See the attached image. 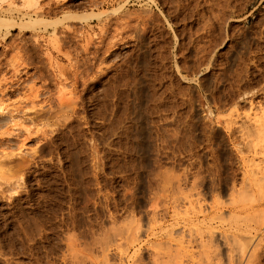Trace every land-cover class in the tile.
Returning <instances> with one entry per match:
<instances>
[{
  "label": "rangeland",
  "instance_id": "1",
  "mask_svg": "<svg viewBox=\"0 0 264 264\" xmlns=\"http://www.w3.org/2000/svg\"><path fill=\"white\" fill-rule=\"evenodd\" d=\"M3 19L0 264H264V0H0Z\"/></svg>",
  "mask_w": 264,
  "mask_h": 264
},
{
  "label": "bare ground",
  "instance_id": "2",
  "mask_svg": "<svg viewBox=\"0 0 264 264\" xmlns=\"http://www.w3.org/2000/svg\"><path fill=\"white\" fill-rule=\"evenodd\" d=\"M1 1H2V0H1ZM34 1H35V0H34ZM149 1H150V0H149ZM28 2H31V0H28ZM63 2H64V1H63ZM219 2H220V1H219ZM7 3H8V2H7ZM44 3H45V1H44ZM227 3H228V2H227ZM30 5H31V4H30ZM8 6H9V5H8ZM219 6H220V5H219ZM46 10H47V9H46ZM49 10H50V9H49ZM117 11H118V10H117ZM53 12H54V11H53ZM114 13H115V12H114ZM145 13H146V12H145ZM132 14H133V13H132ZM96 15H97V14H96ZM96 15H95V16H96ZM224 15H225V14H224ZM64 16H65V15H64ZM64 16H63V18H64ZM93 16H94V15H93ZM128 16H130V15H128ZM23 17H24V16H23ZM66 17H67V15H66ZM88 17H91V16H88ZM96 17H97V16H96ZM82 18H83V17H82ZM218 18H219V17H218ZM58 19H59V18H58ZM137 19H138V18H137ZM29 20H30V19H29ZM38 20H39V19H37V21H38ZM8 21H9V20H8ZM8 21H6V20H4V19H3V20H0V28H1L2 26H5L4 29H6V27H8L9 25H10V27H14V25H16V24L13 25V23H12V24H11V23L9 24ZM33 21H34V19H33ZM37 21H36V22H35V21H34V22H31V21H30V22H28L26 25L23 24L25 27H24L21 23L18 24L17 26H19L20 29H21V28H26L28 25H29V26H30V25L32 26V23H34V25H35V23L37 24ZM48 21H49V20H48ZM129 21H130V20H129ZM10 22H12V21H10ZM43 22H44V21H43ZM46 22H47V21H46ZM48 23H50V22H47V25H48ZM125 23H126V22H125ZM43 24L45 25V22H44ZM34 25H33V26H34ZM38 25H39V23H38ZM50 25L52 26L53 24L50 23ZM125 25H126V24H125ZM21 26H22V27H21ZM45 27H46V26H45ZM49 27H50V26H49ZM67 28H68V26H67ZM127 28H128V27H127ZM32 29H33V28H32ZM102 29H103V28H102ZM114 29H115V28H114ZM7 31H8V30H7ZM73 32H74V31H73ZM102 32H103V31H102ZM104 32H105V31H104ZM114 32H115V31H114ZM76 33H77V32H76ZM4 36H5V35H4ZM27 38H28V37H27ZM102 39H103V38H102ZM62 41H63V40H62ZM28 44H29V43H28ZM99 45H101V44H99ZM44 46H45V45H44ZM99 48H100V47H99ZM83 53H84V52H83ZM85 59H86V58H85ZM79 69H80V68H79ZM15 71H16V70H15ZM76 71H77V69H76ZM78 72H79V71H78ZM80 78H81V76H80ZM78 79H79V78H78ZM3 86H4V85H3ZM44 86H45V85H44ZM5 88H6V87H5ZM5 90H6V89H5ZM35 91H36V90H35ZM73 91H74V90H73ZM39 93H40V92H39ZM63 93H64V92H63ZM69 93H70V92H69ZM74 93H75V92H74ZM58 94H59L58 96H60V93H58ZM64 94H65V93H64ZM40 95H41V94H40ZM2 96H3V95H2ZM62 96H63V95H62ZM62 96H61V97H62ZM72 96H73V94H72ZM72 96H71V97H72ZM75 96H76V95H75ZM32 97H33V96H32ZM56 97H57V96H56ZM76 97H77V96H76ZM25 98H26V97H25ZM27 98H28V97H27ZM30 98H31V97H30ZM63 98H64V97H63ZM63 98H62V99H63ZM35 99H36V98H35ZM60 99H61V98H59V100H60ZM72 99H73V98H72ZM39 100H40V99H39ZM78 100H79V99H78ZM60 101H61V100H60ZM75 101H76V98H75ZM75 101H74V103H75ZM79 102H80V101H79ZM40 103H41V102H40ZM66 103H67V102H66ZM70 103H71V102H70ZM62 104H63V103H62ZM3 105H4V103H3ZM16 105H17V104H16ZM33 105H34V104H33ZM68 105H69V104H68ZM31 106H32V104H31ZM34 106H35V105H34ZM45 106H46V105H45ZM55 106H56V105H55ZM61 106H62V105H61ZM70 106H71V105H70ZM10 107H11V106H10ZM15 107H16V106H15ZM27 107H28V106H27ZM1 108H2V107H1ZM19 108H20V107H19ZM32 108H33V106H32ZM41 108H42V106H41ZM41 108H39V109H41ZM43 109H44V107H43ZM43 109H42V110H43ZM67 109H68V108H67ZM0 111H1V110H0ZM13 111H14V110H13ZM59 111H60V110H59ZM65 111H66V110H65ZM14 112H15V111H14ZM20 112H21V111H20ZM40 113H41V112H40ZM76 114H77V113H76ZM31 117H32V116H31ZM27 118H28V117H27ZM38 118H39V117H38ZM11 119H12V118H11ZM16 120H17V119H16ZM42 121H43V120H42ZM14 125H15V124H14ZM16 125H17V124H16ZM20 125H22V124H20ZM32 125H33V124H32ZM244 125H245V124H244ZM41 126H42V125H41ZM36 127H37V126H36ZM38 128H39V127H38ZM238 129H239V128H238ZM19 130H21V129H19ZM7 131H8V130H7ZM24 131H25V132H28V130H27V131L24 130ZM35 131H36V130H35ZM256 131H257V130H256ZM41 132H42V131H41ZM263 132H264V130H263ZM259 133H260V132H259ZM259 133H258V134H259ZM261 133H262V132H261ZM32 134H33V133H32ZM32 134H30V135H32ZM27 135H28V133H27ZM263 135H264V134H263ZM249 139H250V138H249ZM247 147H248V146H247ZM252 147H253V146H252ZM252 147H251V148H252ZM244 149H245V148H244ZM247 149H249V148H247ZM253 149H254V148H253ZM251 151H252V150H251ZM254 151H255V150H254ZM259 154H260V153H259ZM6 155H7V154H6ZM9 155H10V154H9ZM7 156H8V155H7ZM253 159H254V158H253ZM258 173H259V172H258ZM244 175H245V174H244ZM255 176H256V174H255ZM262 182H263V180H262ZM233 190H234V189H233ZM236 194H237V193H236ZM238 194H239V192H238ZM239 195H240V194H239ZM192 199H193V198H192ZM190 200H191V199H190ZM197 201H198V199H197ZM188 203H189V201H188ZM196 204H197V202H196ZM231 204H232V203H231ZM237 204H238V203H237ZM190 206H191V205H190ZM202 210H203V209H202ZM209 211H211V210H209ZM206 214H207V213H206ZM236 216H238V215H236ZM197 217H198V216H197ZM229 217H230V216H229ZM240 217H241V216H240ZM215 220H216V219H215ZM223 220H224V218H223ZM228 220H229V219H228ZM225 223H226V222H225ZM255 225H256V224H255ZM208 233H209V232H208ZM201 234H202V233H201ZM201 234H200V235H201ZM213 234H214V232H213ZM218 234H219V233H218ZM250 234H252L251 231H250ZM205 235H206V233H205ZM208 235H209V234H208ZM183 236H184V235H183ZM183 236H182V237H183ZM222 237H223V236H222ZM245 237H246V236H245ZM190 238H191V237H190ZM197 238H198V237H197ZM206 238H207V237H206ZM206 238H205V240H207ZM211 238H213V237H211ZM215 238H216V236H215ZM227 238H228V236H227ZM235 238H236V236H235ZM192 239H194V238H192ZM228 239H229V238H228ZM242 239H243V238H242ZM248 239H249V238H248ZM197 240H198V239H197ZM221 240H222V239H221ZM223 240H225V239H223ZM234 240H235V239H234ZM249 240H250V239H249ZM177 241H178V239H177ZM182 241H184V240H182ZM182 241H181V243H182ZM192 241H193V240H192ZM211 241H213V240H211ZM242 241H245V240L243 239ZM178 242H179V241H178ZM184 242H185V241H184ZM197 242H199V240H198ZM201 242H203V240H202ZM204 242H205V241H204ZM204 242H203V243H204ZM181 243H180V244H181ZM199 243H200V242H199ZM207 243H208V242H207ZM229 243H230L229 241L225 240V241H224V246H226V248H228ZM258 243H259V242H258ZM193 244H195V241H194ZM193 244H192V245H193ZM204 244H205V243H204ZM204 244H203V245H204ZM210 244H211V243H210ZM248 244H249V243H248ZM254 244H255V243H254ZM103 245H104V244H103ZM218 245H219V244H218ZM176 246H177V245H176ZM188 246H189V244H188ZM199 246H200V244H199ZM204 246H205V245H204ZM208 246H209V244H208ZM210 246H211V245H210ZM210 246H209V248H210ZM231 246H232V245H231ZM231 246H230V247H231ZM255 246H256V245H255ZM74 247H75V246H74ZM200 247H201V246H200ZM206 247H207V245H206ZM68 248H69V247H68ZM196 248H197V246H196ZM201 248L205 249L204 247H201ZM201 248H200V249H201ZM174 249H175V248H174ZM184 249H185V248H184ZM243 249H244V248H243ZM70 250H71V249H70ZM201 250H202V249H201ZM208 250H209V249H208ZM232 250H233V249H232ZM255 250H256V249H255ZM202 251H203V250H202ZM234 251H235V250H234ZM174 252H175V250H174ZM182 252H183V251H182ZM219 252H220V251H219ZM73 253H74V252H73ZM171 253H172V252H171ZM185 253H186V252H185ZM198 253H199V252H198ZM215 253H216V252H215ZM252 253H254V252H252ZM71 254H72V252H71ZM75 254H76V253H75ZM183 254H184V253H183ZM190 254H191V253H190ZM194 254H195V253H194ZM243 254H244V253H243ZM234 255H235V254H234ZM234 255H233V256H234ZM184 256H186V254H185ZM187 256H188V254H187ZM214 256H215V255H214ZM231 256H232V254H229V256H228V259H229V262H228V263H229V264H254V261H255V258H256L257 255L254 257V255L251 254V255H249V256L247 257V259H243V258H242L243 260H246V262H245V261L243 262V260L240 259V261H237L238 263H235V262H234V257H235V256H234V257L232 256L233 258H232ZM244 256H247V255H244ZM192 257H193V256H192ZM176 258H177V256H176ZM215 258H216V257H215ZM215 258H214V260H215ZM235 258H236V257H235ZM211 259H212V258H211ZM222 259H223V258H222ZM193 261H194V260H193ZM216 261H217V260H216ZM227 261H228V260H227ZM227 261H226V262H227ZM255 262H258V260H256ZM207 263H208V262H207ZM212 263H213V260H212ZM217 263H218V262H217ZM217 263H216V264H217ZM228 263H227V264H228ZM180 264H181V263H180ZM213 264H214V263H213ZM256 264H257V263H256Z\"/></svg>",
  "mask_w": 264,
  "mask_h": 264
}]
</instances>
